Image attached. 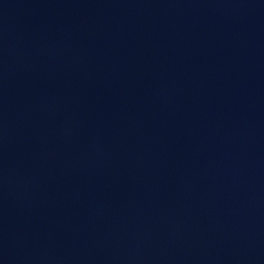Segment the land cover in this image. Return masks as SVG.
<instances>
[{
    "label": "water",
    "instance_id": "obj_1",
    "mask_svg": "<svg viewBox=\"0 0 264 264\" xmlns=\"http://www.w3.org/2000/svg\"><path fill=\"white\" fill-rule=\"evenodd\" d=\"M0 264H264V0H0Z\"/></svg>",
    "mask_w": 264,
    "mask_h": 264
}]
</instances>
